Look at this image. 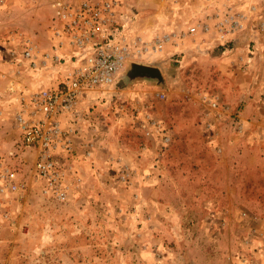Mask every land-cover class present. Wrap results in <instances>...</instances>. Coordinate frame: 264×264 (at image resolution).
<instances>
[{
  "label": "rangeland",
  "instance_id": "374dc122",
  "mask_svg": "<svg viewBox=\"0 0 264 264\" xmlns=\"http://www.w3.org/2000/svg\"><path fill=\"white\" fill-rule=\"evenodd\" d=\"M115 1L119 29L171 41L63 114L74 133L59 201L16 119L66 75L42 56L59 19L53 0H0V264H264V0ZM131 62L165 84L129 81ZM149 114L161 129L148 133Z\"/></svg>",
  "mask_w": 264,
  "mask_h": 264
},
{
  "label": "built area",
  "instance_id": "2783aa9c",
  "mask_svg": "<svg viewBox=\"0 0 264 264\" xmlns=\"http://www.w3.org/2000/svg\"><path fill=\"white\" fill-rule=\"evenodd\" d=\"M53 6L59 19L54 27L58 42L52 52L42 56L44 62L49 59L57 64L64 63L68 70L56 86L29 95L16 119L22 149L34 158V170L44 181V192L53 199L66 201L69 189L62 169L65 155L73 150L74 131L63 124V114L74 111L86 91L111 85L132 57L162 52L171 36L165 34L153 45L119 29L115 0H53ZM190 31L196 32L197 26H192ZM65 46L73 50L68 60L60 54ZM34 57V46L27 42L23 58L34 60ZM146 122L148 133H151L150 123L162 128V123L150 114ZM165 139L168 142L169 136ZM1 178L6 179L12 191L20 189L14 173L7 170Z\"/></svg>",
  "mask_w": 264,
  "mask_h": 264
},
{
  "label": "water",
  "instance_id": "95a60500",
  "mask_svg": "<svg viewBox=\"0 0 264 264\" xmlns=\"http://www.w3.org/2000/svg\"><path fill=\"white\" fill-rule=\"evenodd\" d=\"M125 76L129 81L147 79L155 80L163 85L165 84L161 69L157 66L131 62L126 70Z\"/></svg>",
  "mask_w": 264,
  "mask_h": 264
},
{
  "label": "crops",
  "instance_id": "0c3cea01",
  "mask_svg": "<svg viewBox=\"0 0 264 264\" xmlns=\"http://www.w3.org/2000/svg\"><path fill=\"white\" fill-rule=\"evenodd\" d=\"M67 122H68V119H67Z\"/></svg>",
  "mask_w": 264,
  "mask_h": 264
}]
</instances>
